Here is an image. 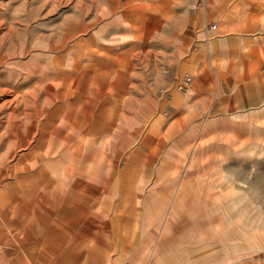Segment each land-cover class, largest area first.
<instances>
[{
	"label": "rangeland",
	"instance_id": "1",
	"mask_svg": "<svg viewBox=\"0 0 264 264\" xmlns=\"http://www.w3.org/2000/svg\"><path fill=\"white\" fill-rule=\"evenodd\" d=\"M100 5L101 0H0V136L9 133L7 122L16 107L19 109L16 115L28 125H32L33 118L43 120L41 133L44 122L59 104L73 105L80 119L91 117L85 131L96 136L94 146L107 153L103 162L106 179L111 178L114 148L118 147L124 154L118 155L120 171H124L129 162L133 165L135 174L130 178L135 180L132 184L116 186V179L104 181L106 218L112 221L113 216L119 214L120 219L115 221V227L104 228L106 238L97 248L105 249L109 258L99 264H151L157 255L163 264H196L198 251L190 247L192 239L186 235L180 237L177 257L172 248L176 246L163 227L171 220L164 216L172 213L181 217L178 229H184L185 211H196L199 204L205 216L204 264H264V167L220 169L218 193L217 186L205 184L201 186L199 202L201 196L196 197V193L200 194L196 187L183 184V179L194 172L187 169V160L193 157H188L183 139L172 137L168 129L170 120L163 97L173 76L161 48L153 40L157 34L149 33L152 11L132 10L126 0L122 9L102 10ZM115 16L120 21L117 28L107 22ZM115 60L117 65H112ZM82 68L89 69L87 85L83 79L76 82ZM74 83L79 95L82 92L89 95L86 101L74 97L73 91L64 90ZM52 85H56L52 88L55 101L52 89L48 90ZM84 86L89 90H83ZM64 91L71 96L57 100V94ZM89 109L93 111L91 115L85 114L84 110ZM60 115L69 121L65 113ZM70 123L78 124L73 120ZM7 134L0 137L2 153L10 141ZM111 134L122 137H118L119 141L114 137L107 142ZM213 142L219 144L221 160L232 156L227 139H213ZM7 157L8 183L27 184L26 175H35L40 170L39 165L29 172H17L14 165L19 158ZM89 170L96 171L91 164ZM201 172L204 177L212 174L211 170ZM227 178L235 183L223 185ZM44 182L41 179V183ZM126 186L133 188L134 196L130 190L127 193ZM88 188L90 191L85 189L82 200L92 205L91 212H99L96 201L102 195L92 196L93 189L97 188L93 183ZM80 189L71 184L63 193L66 201L62 202L60 212L49 213L52 217L46 221L50 227L35 229L41 239H48L49 258L40 257L41 240L38 247H31L35 246L38 233L30 232L31 239L24 240H20V233L18 238L0 239V264H84L86 257L79 258L78 252L81 247L90 245L87 232L72 231L67 224L54 226L62 222L60 217L68 212L65 209L68 195ZM40 192L41 188L34 196L27 197L31 203L29 213ZM132 196L133 200L126 202ZM22 216L18 212L14 219L5 222L0 218V229L10 235L15 230L22 232ZM68 239L69 244L73 239L80 242L74 248L65 243ZM32 251L39 254L38 259L31 255ZM215 254L218 263L212 262ZM94 262L90 260L85 264Z\"/></svg>",
	"mask_w": 264,
	"mask_h": 264
},
{
	"label": "crops",
	"instance_id": "2",
	"mask_svg": "<svg viewBox=\"0 0 264 264\" xmlns=\"http://www.w3.org/2000/svg\"><path fill=\"white\" fill-rule=\"evenodd\" d=\"M126 1L132 10L152 11L149 33L157 34L153 40L171 67L173 78L166 98L163 97L170 120L168 129L172 137L183 139L188 157H193L187 160V169L194 172L183 179V184L196 187L200 202L201 186L215 185L218 193L220 169L264 167V0ZM123 2L101 0L100 8L122 9ZM118 18H109L112 20L107 21L108 25L117 28ZM112 65H117V61ZM88 74L89 69L82 68L76 82L83 79L86 84ZM184 74L192 77V83L178 91L175 81ZM73 86L75 83L66 90L74 91V97L81 101L89 98L83 92L79 95ZM83 90L88 91L89 87L84 86ZM55 110L57 115L58 106ZM213 139H227L232 156L221 160L219 144ZM208 170L212 174L204 177L201 171ZM234 183L227 178L223 185ZM201 206L196 211H185L184 229H178L181 217L172 213L164 216L171 220L163 227L176 246L172 245L175 256L180 237L192 239L190 247L198 251L196 264H204L205 216ZM213 259V263H218L217 254ZM151 264H163L160 255Z\"/></svg>",
	"mask_w": 264,
	"mask_h": 264
},
{
	"label": "bare ground",
	"instance_id": "3",
	"mask_svg": "<svg viewBox=\"0 0 264 264\" xmlns=\"http://www.w3.org/2000/svg\"><path fill=\"white\" fill-rule=\"evenodd\" d=\"M55 86L56 85H52V87L49 86L48 90H51L52 88L55 89ZM36 89L37 88H35V90ZM53 89L51 96L54 99L55 96L53 93ZM67 91L70 92V90ZM69 95L71 94L64 91L60 94V96L57 95V97L61 98ZM14 100L16 102V98ZM11 101L12 100H10V102ZM18 110L19 109L16 107L14 113H11V120L7 122L9 123V130L11 132L9 131L8 134L5 132V134L9 136L10 141H8L3 153V148L0 149V218L1 220H3V222H5L8 221L9 218L14 219L13 216L18 212L22 213V222L24 229L22 232L20 230L12 231L14 234L11 235L8 233V231L0 229V239L7 241L9 238H18L20 233L22 234L20 240L31 239V237H29L31 236L30 232H35V229H45L47 227L49 228L50 226H48L49 224L46 221H49V218L52 217V214L50 215L49 213L53 212L55 214H58L60 212V208L61 206H63L62 202H64L65 200L63 198V193L71 184L74 183L81 189L78 193H71L68 195L67 198L69 200V203L65 206V209L68 212H65V214L62 216L60 215V219H62L63 221L58 222L59 224L54 223V226L59 227L61 223L62 225L67 224V226L72 231L81 230V233H83V231H86V235L90 240V245L87 244L84 247H81L80 253L78 252V257H86L87 262L93 260L95 261L94 264L104 263L105 260L109 258V256L107 255L105 249L101 247V249L97 248V246L103 245V240L104 238H106L104 237V228L109 225L115 227L117 225L115 221L118 218L120 219L119 214L113 216L112 221H108V219L106 218L103 210L104 198L106 196V187L104 186V181L107 180V182H110L112 181V179H116V186H118L119 183H122V185H127L130 184L129 182H131L132 184V181L135 180L134 178H130L135 174V171L132 168L133 165L129 164V162L125 170L120 171L119 165L121 160L118 161V155L122 153L121 150L119 152L118 147L114 148L112 150L114 157L110 173L111 178L106 179V169L104 168L105 166L103 165V162L106 161L107 153L105 150H103V148H96L94 146L96 136H91L90 134H88L87 130L85 131L90 123V120H86L84 116L83 119H80L77 116L78 113L73 108V105L66 106L65 104H59L57 110L58 114H55L54 111L56 110L51 112L49 116L50 118L44 122L41 133L39 132V128L43 120H34L33 118V120H31V122H33L32 125H28V122L24 123V120H21L19 115H16L19 112ZM84 112L88 113L91 111L89 109L87 110V112L84 110ZM62 113H65L68 116V122L65 121V117H61L60 114ZM79 119L80 121H78ZM71 120L78 122V124L73 125L72 123H70ZM22 131H24V133ZM5 134H2L0 137ZM114 137H117L116 139L119 141L118 137H121V135L114 134L108 136L107 142L111 138L115 139ZM113 139L110 140V142L113 141ZM10 155L12 157L15 156L19 158V161L14 165L15 171L29 172L32 169H37V167L40 165L41 167L39 172L37 171L38 173L36 174L35 172H32V174L34 173L35 175H26L25 182H27V184L22 183L21 185H19L18 182H16L17 184L8 183L6 178L8 167L6 166L7 160H5V158L8 159L9 157L7 156ZM4 162L5 166L3 165ZM90 164L94 165L96 170L95 172H91L89 170ZM41 179L45 182L41 183ZM90 180L92 181L93 186L95 185L97 187L94 188L95 190L93 189V192L91 193L92 196L100 197L102 195L96 201V203L98 202L99 204L101 202L100 205H97V207L100 209L99 212H91L90 210L92 209V205H89L87 204V201L82 200L85 199V195L83 193L84 191H86L85 189L90 191V189L88 188L89 184H92ZM52 182H56L57 184L55 183L54 185V183ZM101 184H103V187ZM40 188L41 192L36 195L34 207L29 213L28 209L31 203L29 204V199L27 197L34 196V194H36V190L38 192ZM47 189H50L51 192L48 193V191H46ZM126 189L127 193H129L130 187H127ZM58 191L62 193L57 195L56 193H58ZM130 192V194L133 195V188L132 190H130ZM133 196L131 198H128L126 202H129V199L134 198ZM125 208L127 207L125 206ZM35 234H37L34 239L35 246L31 247H38L41 240L43 253L42 255H40V257L49 258V252L47 251H49L50 248L48 247L49 243L46 242L48 239H41L39 237V232H35ZM68 241L70 240L68 239L65 243L69 244ZM79 242L80 241L78 239H73L72 244L69 245L75 248ZM31 255L34 258L38 259L37 256H39V254H37L36 252L32 251ZM52 256L53 255H51V257ZM86 261L85 263H87ZM18 263L20 264V262Z\"/></svg>",
	"mask_w": 264,
	"mask_h": 264
},
{
	"label": "built area",
	"instance_id": "4",
	"mask_svg": "<svg viewBox=\"0 0 264 264\" xmlns=\"http://www.w3.org/2000/svg\"><path fill=\"white\" fill-rule=\"evenodd\" d=\"M191 83H192V77L190 75H187V74L182 75L180 78H178L175 81V88L178 91H184L190 86ZM165 94L167 95L168 92Z\"/></svg>",
	"mask_w": 264,
	"mask_h": 264
}]
</instances>
